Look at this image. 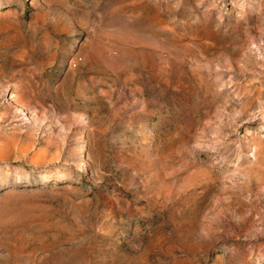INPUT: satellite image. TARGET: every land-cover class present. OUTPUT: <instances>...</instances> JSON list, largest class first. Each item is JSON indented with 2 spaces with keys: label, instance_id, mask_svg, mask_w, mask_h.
Wrapping results in <instances>:
<instances>
[{
  "label": "rangeland",
  "instance_id": "obj_1",
  "mask_svg": "<svg viewBox=\"0 0 264 264\" xmlns=\"http://www.w3.org/2000/svg\"><path fill=\"white\" fill-rule=\"evenodd\" d=\"M0 264H264V0H0Z\"/></svg>",
  "mask_w": 264,
  "mask_h": 264
}]
</instances>
